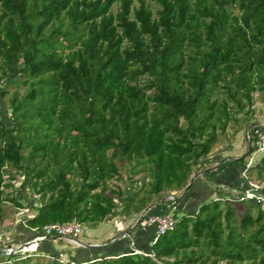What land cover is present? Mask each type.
<instances>
[{"label":"trees","instance_id":"trees-1","mask_svg":"<svg viewBox=\"0 0 264 264\" xmlns=\"http://www.w3.org/2000/svg\"><path fill=\"white\" fill-rule=\"evenodd\" d=\"M136 1L0 0V99L7 84L24 86L0 111V224L6 201L29 208L23 223L38 231L138 215L183 191L231 121L253 120V93L264 95V0H155V13ZM119 163L134 186L110 184ZM257 167L261 176L264 154ZM189 193L152 256L63 260L38 246L47 260L16 252L0 264H264V207L211 197L181 211Z\"/></svg>","mask_w":264,"mask_h":264},{"label":"rangeland","instance_id":"rangeland-1","mask_svg":"<svg viewBox=\"0 0 264 264\" xmlns=\"http://www.w3.org/2000/svg\"><path fill=\"white\" fill-rule=\"evenodd\" d=\"M134 4L137 5L136 0H134ZM146 4L150 7V9L154 13L159 8V5L156 3L155 0H146ZM118 6H119V2H115L112 5L111 10L113 12H116L118 9ZM5 83H6V80H0L1 86H3ZM4 87L7 89L8 93L0 99V111L4 115H8L9 114V109H8L9 95L15 89H18L19 93H23L24 86L21 83L18 86L10 83ZM225 95L226 94L222 93L220 94V97L225 96ZM253 97H254V105H253L254 112H253V116H251V119L253 118V120L250 123L256 121L257 123L264 124V95L259 92H254ZM243 118H244L243 116H239L238 121H231L230 125L226 126V129L224 132H218L217 140L213 144L208 158H206L203 161L202 167L198 171L195 170V172L192 174V175H196L193 182L190 185V189L192 191L193 190L196 191V188H199L200 181H203V183H208L207 180L204 179L206 178L205 174H203L205 170L210 171L209 174L207 175L212 177V175L218 173L219 171L221 172L222 170H223L222 174H224L225 172L224 166H228V186L237 187L245 183L244 179L241 176L242 166H240V163L235 160L236 158L244 155V161L246 162L250 156V153H247V142L245 140L246 128L250 123L247 124L243 120ZM4 121L7 122L6 119H4ZM262 155H263L262 152H256L254 154V158L260 159ZM119 170L121 173V178L112 180L110 184L113 186L117 184L122 187L125 184L134 186L135 185L134 183H136L137 181L136 180L132 181L128 177L125 163H119ZM247 174L251 180L258 181L259 183L264 184V170L260 176L259 168L257 166H253L249 169ZM141 176L142 174H138L135 177V179H138V181H141ZM19 181H20L19 177L13 181L15 187L19 186ZM9 190L11 191V188H9ZM23 193L26 196L30 197V191H28L27 188H25ZM193 194L194 193H189L188 199ZM31 197L35 198L36 196L32 195ZM210 199L211 197L208 198V200ZM237 207L239 209H242L244 205L239 203ZM4 210H5L4 220L0 224V259H3L7 256L6 254L1 253V250L3 248L12 247L13 245H17L21 242H24L27 238L31 237V234H30L31 230L28 229L23 223L25 217L29 213H31V210H29V208H26V207L17 209L9 201H6V203L4 204ZM83 227L86 233L82 237V240L89 239V240H94V241L99 242L112 235L117 234V227L113 220H109V221L106 220L94 227H88L83 224ZM54 243H55V249H57L60 252H63V254H60L58 256L59 258L63 260L67 259L66 256H69L70 253L74 255L75 251L79 249L75 247L72 243L65 241V240L57 239L55 240ZM83 248H89V246H86ZM27 253H32V251H25V252L18 251L17 254L25 255ZM32 254L33 256L30 262L33 261L35 257L43 261L48 259V256L44 255L45 252H42V250L40 251L36 249L35 251H33ZM55 254L58 255L57 253ZM79 260L83 261L84 259H79Z\"/></svg>","mask_w":264,"mask_h":264},{"label":"built area","instance_id":"built-area-1","mask_svg":"<svg viewBox=\"0 0 264 264\" xmlns=\"http://www.w3.org/2000/svg\"><path fill=\"white\" fill-rule=\"evenodd\" d=\"M245 137L247 139V151L250 153V156L242 166L241 171V176L245 183L236 187L228 186V182H217L215 184V189L220 190L222 193L216 194L214 199L220 201H250L264 207V184L251 180L247 174L251 167L258 166L259 164L260 159H255L254 154L256 152H262L264 154V124H253L249 130L245 132ZM181 196V193L176 194L169 192L165 195L163 201L152 204L148 208L142 217L145 225L152 228V236L147 243V248H149V250L137 248L132 242L131 250L133 252L149 256L153 255L151 252V247L155 240L163 232L171 229L174 226L176 220L175 210L177 209V205ZM160 206H162V208H160ZM154 207H157V210H154ZM164 207L167 210H164ZM31 232H33V234L25 241H28L32 238L33 242L23 247L21 252L35 251L37 249L38 243L47 239L65 240L72 243L77 248L86 247L87 244H96L88 243L82 240V237L86 231L83 227V224L77 220L63 223H50L43 226L40 231L33 228L31 229Z\"/></svg>","mask_w":264,"mask_h":264},{"label":"crops","instance_id":"crops-1","mask_svg":"<svg viewBox=\"0 0 264 264\" xmlns=\"http://www.w3.org/2000/svg\"><path fill=\"white\" fill-rule=\"evenodd\" d=\"M252 123H257V122L255 121ZM224 170H225L224 174H222V171H223L222 170L221 172L219 171L218 173L212 175V177L209 175H205L206 178L204 179H206L208 183H203V181H200L199 188H196V191L191 190V192L194 194L189 199H186V204L184 206L180 204L181 211H184V212L193 211L199 205V203H201L204 200H207L209 197L215 196L216 195L215 184L221 181L228 182V166H224ZM167 193L168 192L161 194L158 197L157 203L163 201V198L165 197ZM154 204H156V202ZM138 216L139 214L138 215L134 214L128 217H114V218L109 219L115 222V225L117 227V234L120 233L121 231L129 229L130 231L128 232V235L126 237H122L112 242H111V239L115 237L117 234L112 235L99 242L94 241V240L84 239V241L88 243H92V244L96 243V244L101 245L107 242L108 245L105 248H97V249L84 248L80 251L76 250L74 255L70 253L69 256H66L67 259L75 258V259L85 260V259L94 258L95 256H98V255H102L103 253H119V252L131 250L132 242L135 247L145 250L147 247V243L152 236V228L146 226L144 221L137 223ZM30 234L32 235V232H30ZM55 240L57 239H47V240L41 241L40 243H38V246L50 252H53V253L55 252L58 254L57 256H59L60 254H63V252H60L57 249H55V243H54Z\"/></svg>","mask_w":264,"mask_h":264},{"label":"water","instance_id":"water-1","mask_svg":"<svg viewBox=\"0 0 264 264\" xmlns=\"http://www.w3.org/2000/svg\"><path fill=\"white\" fill-rule=\"evenodd\" d=\"M253 124H255V123H251V124H249V125L247 126V128H246V131H248L249 128H250ZM245 140H246V142H247L246 137H245ZM195 176H196V175H192V176L190 177L188 183L186 184V186L184 187V189H183V191H182L183 193H185V192L188 190V188L190 187L191 183L193 182ZM151 205H152V204H149L147 207H145V208L142 210V212L139 214V216H138V218H137V221H138L139 219L142 218L143 214L148 210V208H149ZM129 231H130L129 229H126V230H124V231H121V232L118 233L115 237H113V238L111 239V242H112V241H115V240H118V239H120V238H122V237H126ZM32 234H33V232H32ZM31 242H33V239H32V238H31L30 240H28V241H24V242H21V243H19V244H17V245H13L12 247H6V248H3V249L1 250V253L6 254V255H7V254H11V253H16V252H18V251H21L23 247L27 246V245H28L29 243H31ZM106 244H107V242H106L105 244H101V245H99V244H94V245L87 244V246H89V247H98V246H103V245H106Z\"/></svg>","mask_w":264,"mask_h":264}]
</instances>
